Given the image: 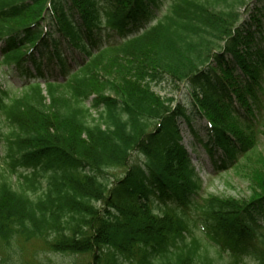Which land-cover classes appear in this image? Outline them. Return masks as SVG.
<instances>
[{
    "label": "trees",
    "instance_id": "obj_1",
    "mask_svg": "<svg viewBox=\"0 0 264 264\" xmlns=\"http://www.w3.org/2000/svg\"><path fill=\"white\" fill-rule=\"evenodd\" d=\"M263 31L264 0H0V67L21 81L0 76V264L19 239L85 264H264V158L250 197L199 204L183 130L216 172L254 146Z\"/></svg>",
    "mask_w": 264,
    "mask_h": 264
},
{
    "label": "rangeland",
    "instance_id": "obj_2",
    "mask_svg": "<svg viewBox=\"0 0 264 264\" xmlns=\"http://www.w3.org/2000/svg\"><path fill=\"white\" fill-rule=\"evenodd\" d=\"M264 33V31H263ZM258 47L264 49V37L259 40ZM0 76L3 77V84L10 90V95L20 96L21 91V81L15 76H8L5 73V67H0ZM53 79L60 80L58 71L55 70L52 75H50L49 80ZM42 95L44 94V85L41 84ZM154 90L161 95H166L171 97L174 96L177 99L183 98V89L176 90L172 85L168 83H162L154 87ZM94 114V112H93ZM259 114L263 118L261 122L254 125L253 134L255 136L254 146L249 149L248 152L242 153L236 159V164L230 166L226 169H220L214 171L212 169L211 163L208 162L205 154L199 143L195 142L192 135L187 132L185 126L183 130L185 133L184 143L187 153L192 159V163L196 164L200 159L202 166L199 167V175L201 177V189L199 191V198L197 203L202 204L204 200L208 197H235V198H248L251 196V183H250V169L254 165L257 156L261 155L264 158V100L263 106L260 109ZM95 115V114H94ZM206 125L205 120H201L197 123V132L202 138L205 136L204 128ZM5 126L0 123V167L2 166V156H3V135L7 133ZM196 144L195 153L191 152L190 145ZM199 166V165H198ZM124 168H113L110 169L106 174V179L111 183L117 178H120L123 174ZM12 247L15 248V252L8 253L7 261L1 264H85L88 260L86 256H69L65 254H55L47 250L40 240L31 239L28 242H23L22 240H14ZM0 258L6 256V253L0 252ZM226 260L230 258L225 255ZM239 264H256L251 258L244 256Z\"/></svg>",
    "mask_w": 264,
    "mask_h": 264
}]
</instances>
